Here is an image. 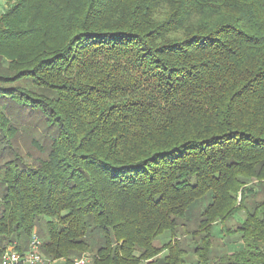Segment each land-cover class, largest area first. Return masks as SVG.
<instances>
[{
	"label": "trees",
	"instance_id": "obj_1",
	"mask_svg": "<svg viewBox=\"0 0 264 264\" xmlns=\"http://www.w3.org/2000/svg\"><path fill=\"white\" fill-rule=\"evenodd\" d=\"M5 4L0 257L264 264V0Z\"/></svg>",
	"mask_w": 264,
	"mask_h": 264
},
{
	"label": "built area",
	"instance_id": "obj_2",
	"mask_svg": "<svg viewBox=\"0 0 264 264\" xmlns=\"http://www.w3.org/2000/svg\"><path fill=\"white\" fill-rule=\"evenodd\" d=\"M42 240L35 230L32 233L27 250L19 251L14 247L6 249L0 257V264H65L63 260L51 261L42 252ZM94 255L90 253L83 254L81 257L74 259L69 264H91Z\"/></svg>",
	"mask_w": 264,
	"mask_h": 264
},
{
	"label": "rangeland",
	"instance_id": "obj_3",
	"mask_svg": "<svg viewBox=\"0 0 264 264\" xmlns=\"http://www.w3.org/2000/svg\"><path fill=\"white\" fill-rule=\"evenodd\" d=\"M5 6L4 0H0V14L3 11V7ZM5 8V7H4ZM7 112L8 110L11 112L10 113V118L11 119H16L17 123H21L24 126H27L28 128L31 129L30 132H25L22 133L24 137H18L19 140V147L20 150L25 154H28L29 157L36 155L37 149L35 148L34 144H32V139L33 137L35 139H38V142L42 145L44 143V138L45 136L48 137V139H52L55 137V132L53 128H49L48 123L40 121L39 118L29 116L26 112L20 113V111H17L15 108H10L8 109L7 107H4ZM35 129V130H33ZM40 135V136H39ZM28 157V156H27ZM162 242H157L158 246H161ZM61 264V262H59Z\"/></svg>",
	"mask_w": 264,
	"mask_h": 264
},
{
	"label": "crops",
	"instance_id": "obj_4",
	"mask_svg": "<svg viewBox=\"0 0 264 264\" xmlns=\"http://www.w3.org/2000/svg\"><path fill=\"white\" fill-rule=\"evenodd\" d=\"M4 4H5V0H4ZM4 7H6V4H5V6ZM4 7H3V9H4Z\"/></svg>",
	"mask_w": 264,
	"mask_h": 264
}]
</instances>
